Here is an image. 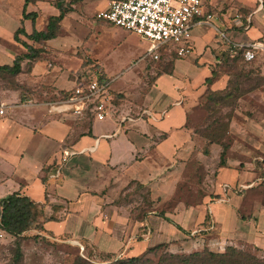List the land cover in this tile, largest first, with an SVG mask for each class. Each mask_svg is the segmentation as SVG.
Listing matches in <instances>:
<instances>
[{"label": "crops", "instance_id": "1", "mask_svg": "<svg viewBox=\"0 0 264 264\" xmlns=\"http://www.w3.org/2000/svg\"><path fill=\"white\" fill-rule=\"evenodd\" d=\"M67 1L35 0L24 5V0H0V66L11 65L16 55L27 52L14 40L19 27L27 34L33 28L44 30L49 17L58 15L59 6ZM259 2L206 0L205 10L215 14L213 25L196 26L190 53L175 57L150 87L141 86L139 79V72L152 59H141L144 53L131 56L124 66L108 68L111 53L139 36L98 19L97 12L106 4L99 8L96 1L71 4L57 35L41 43L20 34L21 41L42 52L35 61L25 58L20 72L9 81L0 77V103L5 106L0 116V199L12 193L28 197L40 212V227L55 239L90 245L111 256H140L156 243L185 238L176 224L187 232L205 226L215 229L217 242L224 241V246L243 240L264 251V204L251 199L258 173L250 167L246 150L250 144L264 145V114L260 113L258 124H250L247 113L235 111L243 118L234 116L229 121L226 135L233 140L226 141L224 163L219 161L221 146L207 144L193 124V112H203L207 90H223L228 83V74L220 70V53L230 47L217 31L234 43L263 38ZM23 10L36 13L35 19L23 18ZM89 61L98 63L112 79L111 115L90 121L51 113L45 103L72 89ZM139 64L137 77L122 83V71L130 72ZM215 68L219 74L208 83ZM259 75L264 77V64ZM248 96L259 101L258 107H252L256 111L249 110H264L260 103L264 83L238 101ZM124 116L130 119L121 122ZM98 124L108 126L99 131ZM67 151L76 154L59 166ZM192 165L198 169L203 165L205 170L201 183L195 178L197 197L190 202L178 199L171 211H165ZM137 184L151 201L149 206L144 200L141 215L133 214L122 199L131 187L137 190ZM159 207L163 217L155 214ZM242 210H248L247 218L240 216Z\"/></svg>", "mask_w": 264, "mask_h": 264}, {"label": "rangeland", "instance_id": "2", "mask_svg": "<svg viewBox=\"0 0 264 264\" xmlns=\"http://www.w3.org/2000/svg\"><path fill=\"white\" fill-rule=\"evenodd\" d=\"M81 1L82 0H70L65 2L64 4L71 5L74 3H79ZM93 1L97 2L99 8L101 7V5L105 4L107 7L111 0H88V2H92V4L90 5H93ZM85 4L86 3H84L82 7ZM258 5L262 7V10L260 12L261 15H264V0H262V3L259 2ZM91 7L93 8V6ZM246 12V15H248V13L251 11L247 10ZM93 15H95V12H93ZM137 40L139 41L137 42ZM137 40L132 37L129 41L126 42V45L124 47H121L118 50L117 53H111L112 55L110 56L109 61L106 62V64L109 66L108 68L116 69L120 66H124L126 64L125 62L129 60L131 56L136 57L139 53V55L137 56L139 57L142 53L145 54L146 48L149 43L145 40L140 39L139 37H137ZM253 41L264 43V37L257 40L255 39ZM222 52L220 53L221 62L224 61L225 57L223 56L224 53L222 54ZM175 57L176 56L173 53L165 50L162 51L158 59H151L150 62L146 64L144 69L139 72L141 86L144 87V85L146 86L147 84L148 87H150L155 77L160 73L165 72V67H170L171 62L175 59ZM87 63L91 62L89 61ZM229 64H231V62L227 61L226 63H224V66L220 68V70L226 71L227 73L226 66ZM262 64H264V54H261V52L257 53L255 55V58L251 61H245L244 59H242V57H238V60L236 61L237 68L242 69L243 72L245 71V74H248L247 77L244 76V78L242 79V89H244V91H246V89L253 85L259 86L264 83L262 80L264 77L259 75L260 67ZM221 65H223V62ZM140 67L141 64L133 67L130 72H126V70L122 71L124 73L122 83H130V81H133V79L137 77V72ZM9 80L7 79V81ZM119 81L120 80H118V83ZM118 83L116 82V84ZM238 99L235 100L232 105H216L215 109H217V111L213 112L205 108L204 98L202 102L203 105L201 107L203 109V112L197 109L193 112V124L197 125V130H199L198 133L201 134V137L205 138L207 144H209L207 133L210 129L207 130L206 126L211 125V129H214L215 125H212V121L214 118H221V122L224 124H229L228 116H231L230 119L235 116L237 120H240L243 117L240 115L238 116L237 114L235 115V111L238 109V111L247 113L246 117L251 120L249 121L250 124H252L253 122L258 124L261 121L262 114L260 113L264 114V110L258 109V113L252 111H256V109L252 107H258L259 105V101H257L256 98L248 96L246 98H243V100L241 101H238ZM260 103L262 104L261 107L264 108V101ZM249 107H251L250 109L252 110H249ZM106 126H108V124L97 125L99 131H103ZM260 131L262 133V130ZM224 139L228 142H231V140H233L230 135H225ZM205 147L207 146L205 145ZM246 150L248 161L252 163L250 167H253L254 170L258 173L256 178L253 179V183L255 186L253 187L256 189L250 190V192L252 191L251 199L257 198L264 204V145H262L261 147L253 148V146L250 144V146L248 145L246 147ZM204 172L205 170L203 165L199 167V169L197 168V165H194L192 168H190L185 175L183 183L181 184L180 192H178L172 198V200L165 204V211H171L172 206L177 203L178 199H183V197H185V200L187 202L195 199V197H197L196 190L198 189L195 178L196 176H198V182L201 183V180H203L202 178L204 176ZM211 173H213V169H210V174ZM251 182L252 180L249 181V183ZM144 192L145 191L143 189L136 190L135 186H133L122 196V199L126 201V203L128 202L127 207L135 215H141L143 210H140L139 208L142 207L144 209V207H146L143 198ZM239 194L242 193L239 192ZM211 196L215 198V195L212 194ZM160 209L161 208L159 207L157 211L155 210V214H157V216H159L158 214L162 210ZM239 214L243 218H247L248 210H242ZM181 231L186 235L185 238L177 241L174 239H166L165 243H156L154 245L156 246V249H154L153 252L148 253V256L157 259L158 256L165 251L174 253H189L192 251L201 250L204 247L212 249L214 251H217L218 249H220V251H223V248L226 247L224 246V241L220 240L219 243L217 242L218 238L216 236L217 232L215 229H208L205 226V228L197 227L193 230H188V232L186 230ZM168 235H171V233L169 232ZM236 247L242 250L255 252L260 256H264L263 250H260L252 244H249L248 242H245L243 240L239 241L236 244ZM77 257H80L93 264H106L116 259L124 258V256L120 254L111 256L110 254L99 252L90 245H84V247H81V245H79V243L77 242H71L69 240L67 241L66 239H55L51 234L40 227V223L39 221H37V219H35L32 225H30L25 231L17 236L9 235L8 237H0V264H73Z\"/></svg>", "mask_w": 264, "mask_h": 264}, {"label": "built area", "instance_id": "3", "mask_svg": "<svg viewBox=\"0 0 264 264\" xmlns=\"http://www.w3.org/2000/svg\"><path fill=\"white\" fill-rule=\"evenodd\" d=\"M205 3L206 0H111L96 17L147 41L149 45L141 59H158L165 50L183 58L191 51L193 29L203 24L213 25L215 14L205 10ZM217 34L227 40L232 55L241 51L245 61L253 60L258 51H264L262 42L234 43L223 32L217 31ZM76 79L72 89L45 103L49 111L69 114L76 119L104 120L109 117L113 108L112 79L104 75L101 66L96 62L88 63ZM4 114L5 106L0 103V116ZM127 119L129 116H124L121 122ZM75 154L76 151L65 152L57 164L60 166ZM59 173L57 168L56 175ZM6 236L9 234L0 229V237Z\"/></svg>", "mask_w": 264, "mask_h": 264}, {"label": "trees", "instance_id": "4", "mask_svg": "<svg viewBox=\"0 0 264 264\" xmlns=\"http://www.w3.org/2000/svg\"><path fill=\"white\" fill-rule=\"evenodd\" d=\"M26 5L28 2H33L35 0H24ZM72 7L62 3L59 6V14L56 16H51L48 19V24L44 30L37 31L32 29L30 34H27L22 27H19L14 33V40L20 42L27 50L23 55H16L13 63L11 65H1L0 66V77L3 80L9 79L8 77H13L18 74L21 70V63L26 58L29 61H35L40 58L42 49L36 48L25 41H21L19 35H23L29 40L41 43L44 40L53 38L57 35L59 30V22L64 17V15L70 11ZM36 13H25L23 10V18H30L34 20ZM224 63L227 61L231 62L227 67V74L229 76L228 83L223 90H210L208 89L205 94V108L210 111H217L215 109L216 105H232L235 100L240 98L244 93L256 89L258 86L253 85L246 89H242V79L247 77V73L243 72L242 69H238L236 66V61L238 57H242L241 51H237L236 54L232 55L231 50L224 53ZM243 59V57H242ZM238 69V70H237ZM219 70L213 69L211 78L207 79L210 83L213 78L218 76ZM263 80V79H262ZM64 94V93H63ZM62 94V95H63ZM228 116V122L230 121ZM91 121L92 118L88 117ZM212 125H215L214 129H211V125L206 126L209 143L215 142L221 146L220 151V163L225 161V152L228 148V143L224 140L226 132L228 130V123H222L221 118H214ZM227 126V127H226ZM199 132V130H196ZM205 154L208 153L207 148L203 151ZM137 189L140 190L142 185L137 184ZM144 200L150 206L151 201L148 197V192L146 191L143 195ZM40 215L37 205L31 201L28 197L20 195L18 193H12L7 197L0 199V229L4 230L9 235L17 236L25 231ZM163 217V213L158 214ZM40 223V222H39ZM179 230L182 228L176 224ZM156 249L155 247L150 248L146 253L140 256L124 257L116 259L112 262L106 264H264V256L257 255L255 252H250L247 250H242L236 246L228 245L223 251H214L209 248H202L201 250L192 251L189 253H174L165 251L158 256L157 259L148 256ZM73 264H93L87 262L86 260L77 257Z\"/></svg>", "mask_w": 264, "mask_h": 264}]
</instances>
